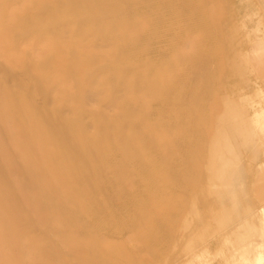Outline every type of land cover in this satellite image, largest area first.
<instances>
[{
    "label": "rangeland",
    "instance_id": "rangeland-1",
    "mask_svg": "<svg viewBox=\"0 0 264 264\" xmlns=\"http://www.w3.org/2000/svg\"><path fill=\"white\" fill-rule=\"evenodd\" d=\"M229 1L240 14L250 4ZM224 10L223 0H0V264H236L238 236L214 234L213 216L220 205L231 214V191L245 188L222 184L229 172L204 180L217 179L227 105L249 115L258 97L230 90ZM254 27L243 36L264 38ZM121 125L133 142L118 146ZM128 150L136 162L116 157ZM175 159L165 189L134 190Z\"/></svg>",
    "mask_w": 264,
    "mask_h": 264
},
{
    "label": "crops",
    "instance_id": "crops-1",
    "mask_svg": "<svg viewBox=\"0 0 264 264\" xmlns=\"http://www.w3.org/2000/svg\"><path fill=\"white\" fill-rule=\"evenodd\" d=\"M248 2L251 5L248 4L246 12L240 14L232 2L223 0V10L225 8L223 21L229 24L227 29H223V33L228 46L226 60L227 63L229 62L227 65L229 66L228 75L231 78L230 90L238 96L256 93L258 98L251 105L249 115L245 114L243 109H238L236 100L230 101L227 105L226 115L223 113L221 116L225 115L227 119V124L222 129V157L215 159L216 163L213 167L217 179L210 173L204 182L218 185L219 182L226 180L227 177L224 179V176L229 172L230 176L222 184L245 188L244 191L247 193L236 189L231 191L232 199L228 200L229 204H232L229 206L234 210L231 214L226 212V206L223 205L214 211L213 218L219 220L221 227L216 228L213 233L224 230L227 236H238L235 238L240 242L237 243L238 247L231 256L236 264H264V240L257 237L260 234L257 229L264 228V211L256 209L258 203L264 202V167L254 163L264 158V149L259 143L264 137V38L261 39L256 33L264 27V16L259 13V8L253 9L255 5L263 6L264 2L256 0H248ZM230 4H232L231 7H229ZM249 21H255L253 29L256 33L255 37L243 36ZM253 38L257 40L256 46L255 42L254 45L251 42ZM248 42H251V47L252 45L254 47L247 45ZM251 50L259 51V55H251ZM238 125H240V131L236 136L235 128ZM236 165L239 166L236 167ZM247 184L253 186L251 194H248L249 190H246ZM260 185H262L261 188ZM211 191L212 194L216 192ZM217 196L225 197V195ZM232 214L234 218L231 217ZM247 217L248 220L245 219L240 225L230 226L236 220ZM208 232L212 233L203 231L191 238L189 244L197 245L205 239L204 234Z\"/></svg>",
    "mask_w": 264,
    "mask_h": 264
},
{
    "label": "bare ground",
    "instance_id": "bare-ground-1",
    "mask_svg": "<svg viewBox=\"0 0 264 264\" xmlns=\"http://www.w3.org/2000/svg\"><path fill=\"white\" fill-rule=\"evenodd\" d=\"M11 66V65H10ZM13 67V66H12ZM11 80V82L14 84V85H19L20 84V81H17V79H14V78H12V79H10ZM18 82H19V84H18ZM20 86V85H19ZM71 88V87H70ZM99 91V90H98ZM98 93V92H97ZM97 94L96 93H93V96L95 97ZM83 104V103H82ZM110 109H112V107H110ZM52 111V110H51ZM109 111V107L107 106L106 107V110L104 111V112H108ZM137 117V116H136ZM139 128V127H138ZM55 129V128H54ZM125 130H126V132L128 131V133L126 134L125 133ZM130 127L127 125V126H122L121 125V127H120V129H119V136H120V138L117 140V143H118V146H120V144H130V143H132L133 142V137L130 135ZM218 133L219 132H217V134H216V137H218ZM125 134V135H124ZM124 135V136H123ZM216 137H215V139H214V142L216 141ZM152 150V149H151ZM119 151V150H118ZM151 152V154H152V152H154L153 150L152 151H150ZM153 156H154V154H152ZM151 155V156H152ZM116 157L118 158V159H124V160H127L129 163H133V162H136L137 161V158H138V156H136L133 152H131V151H120V152H117V154H116ZM111 160V158H109V157H106V158H104V157H102V162L103 163H106V162H109ZM174 163H172L173 164V166H170V167H165V169L162 171V174L159 176V177H157L156 179H154V182L153 183H146V182H141V181H138V180H133L131 183H132V185H133V187H134V190H136V189H143V190H145V191H147L148 189L149 190H151V189H158V190H163V189H165L166 188V182H168L167 181V179L168 180H170V182H171V177L173 176V175H175V171H173V170H175V166H176V159H175V161H173ZM138 172H139V174H141V176H146V170L144 169V168H141V169H138ZM108 178H110V176H108L106 173H102V179H108ZM111 178H113L114 179V177H112L111 176ZM169 182V183H170ZM124 183V182H123ZM172 183V182H171ZM125 184H126V182H125ZM132 187V186H131ZM130 191V190H129ZM244 193V192H243ZM125 194L129 197L128 199H125V198H122V200H123V203H125V204H127L126 205V208H125V210L126 211H130V203H134L135 202V200H133V199H131L130 197V194H129V192L128 191H126L125 192ZM240 196V195H239ZM117 200H119V198L117 199ZM122 200H121V202H122ZM115 202H116V199H115ZM120 204H122V203H120ZM101 208H103L104 209V211H108L109 210V205L107 204H101ZM112 210V209H111ZM123 212V211H122ZM114 213V212H113ZM126 213V212H125ZM110 215V214H109ZM263 226H264V222H263Z\"/></svg>",
    "mask_w": 264,
    "mask_h": 264
}]
</instances>
